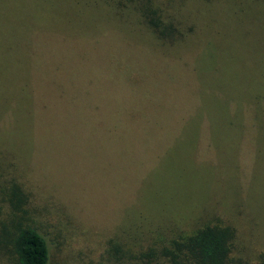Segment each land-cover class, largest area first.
<instances>
[{
  "label": "rangeland",
  "instance_id": "rangeland-1",
  "mask_svg": "<svg viewBox=\"0 0 264 264\" xmlns=\"http://www.w3.org/2000/svg\"><path fill=\"white\" fill-rule=\"evenodd\" d=\"M257 1L167 0L185 36L165 45L132 5L113 30L72 9L39 23L28 10L43 0H0V188L24 195L22 213L0 202L1 219L42 233L50 264H148L137 256L155 240L206 222L233 230L234 257L264 261ZM120 67L137 95L125 111L102 73ZM28 71L45 74L32 92Z\"/></svg>",
  "mask_w": 264,
  "mask_h": 264
},
{
  "label": "trees",
  "instance_id": "trees-1",
  "mask_svg": "<svg viewBox=\"0 0 264 264\" xmlns=\"http://www.w3.org/2000/svg\"><path fill=\"white\" fill-rule=\"evenodd\" d=\"M68 1L71 2L72 0H43L46 6H36L34 9L30 8L28 10L29 19L31 16L33 21L36 20L40 23L42 20L47 19V16H49L48 20L61 18L58 17L60 15L67 17L64 15L66 14L65 10L68 12V9H72V15H77L78 13L80 15L82 11L89 12L98 17L107 28L111 27L115 30L114 18L116 12L125 10L129 5H132L138 14L139 22L156 40L162 41L165 45H171L172 42H181L185 36V32L181 30L179 24L173 21V16L171 15L167 18V12L163 10L167 0H75L74 3H69ZM234 2L239 6H242L245 2L260 3L257 0H234ZM76 8L79 12H76ZM46 34L44 33V36ZM39 38H43V34ZM160 67L167 70L163 66ZM124 72V68L120 67L113 71L102 73L107 79L112 76L118 77L117 82H108V84L119 94L118 101L124 105L125 111L130 106L135 105L137 95L127 92V83L131 84L134 81H128L124 77ZM44 76L45 74L28 71L27 84L32 88L31 92L38 86L40 88V81ZM72 76H74L71 77L72 82L79 84L78 81L82 78V75H76L75 73ZM60 80L63 83L68 81V79L61 78ZM36 103L43 106L47 116L49 112L46 104L38 100ZM35 104H32V109ZM18 115L20 118L21 114ZM42 116L44 119L46 118L44 114ZM34 118H40V116L35 114ZM123 125L127 133H131L135 127L133 122L127 118H123ZM127 136L128 138L126 139L130 140V135H126L124 138ZM8 182L16 181L11 178ZM0 196H2L1 204L6 202L13 211L18 210L22 213L21 207L24 202V195L19 186H12L7 194H5L3 188H0ZM9 219L10 221H5L0 216V264H50V249L43 234L30 226L20 225L16 219L13 220V216ZM167 238L157 239L150 246L153 248L148 247L147 250L139 252L138 260L148 264H160L159 262L161 261L165 264H264L263 260L251 262L234 257V232L231 228L220 225L219 222H216V224L206 222V224L188 234L175 236L171 241L170 238Z\"/></svg>",
  "mask_w": 264,
  "mask_h": 264
}]
</instances>
